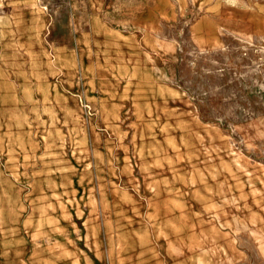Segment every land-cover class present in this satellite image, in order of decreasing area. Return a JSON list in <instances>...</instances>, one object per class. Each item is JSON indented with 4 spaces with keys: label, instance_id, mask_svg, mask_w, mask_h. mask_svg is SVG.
I'll return each instance as SVG.
<instances>
[{
    "label": "rangeland",
    "instance_id": "1",
    "mask_svg": "<svg viewBox=\"0 0 264 264\" xmlns=\"http://www.w3.org/2000/svg\"><path fill=\"white\" fill-rule=\"evenodd\" d=\"M0 264H264V0H0Z\"/></svg>",
    "mask_w": 264,
    "mask_h": 264
},
{
    "label": "crops",
    "instance_id": "2",
    "mask_svg": "<svg viewBox=\"0 0 264 264\" xmlns=\"http://www.w3.org/2000/svg\"><path fill=\"white\" fill-rule=\"evenodd\" d=\"M95 28L93 26L90 27V33H94ZM96 32V31H95ZM98 35V34H97Z\"/></svg>",
    "mask_w": 264,
    "mask_h": 264
}]
</instances>
